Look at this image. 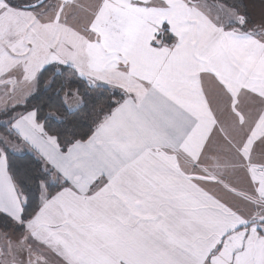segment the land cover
Masks as SVG:
<instances>
[{"label":"snow or ice","instance_id":"1","mask_svg":"<svg viewBox=\"0 0 264 264\" xmlns=\"http://www.w3.org/2000/svg\"><path fill=\"white\" fill-rule=\"evenodd\" d=\"M0 264H264V0H0Z\"/></svg>","mask_w":264,"mask_h":264},{"label":"trees","instance_id":"2","mask_svg":"<svg viewBox=\"0 0 264 264\" xmlns=\"http://www.w3.org/2000/svg\"><path fill=\"white\" fill-rule=\"evenodd\" d=\"M47 75L46 74V77L47 78ZM47 99L46 95H41L39 97H36L32 100H30L28 103H29V106L33 105V104H38V103H42V102H45ZM87 100V98H86ZM97 103H99L97 101ZM91 106V105H90ZM45 112H52V113H55L57 116H67L66 113L63 112V110H57V108L55 106H48L44 109ZM84 115V112H81V113H78L77 116L78 117H82ZM68 119H75L74 117H71V116H67ZM17 163L21 166H24V165H28L29 164V157L28 156H21L18 158L17 160Z\"/></svg>","mask_w":264,"mask_h":264},{"label":"rangeland","instance_id":"3","mask_svg":"<svg viewBox=\"0 0 264 264\" xmlns=\"http://www.w3.org/2000/svg\"><path fill=\"white\" fill-rule=\"evenodd\" d=\"M248 2L251 10L255 12H258L260 10L261 0H248Z\"/></svg>","mask_w":264,"mask_h":264}]
</instances>
